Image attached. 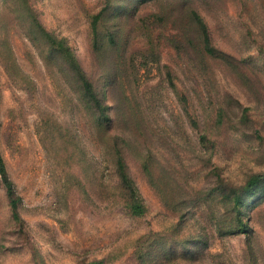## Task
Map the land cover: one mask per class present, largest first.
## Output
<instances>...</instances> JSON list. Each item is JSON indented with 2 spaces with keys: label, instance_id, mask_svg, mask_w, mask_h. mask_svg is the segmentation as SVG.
Returning a JSON list of instances; mask_svg holds the SVG:
<instances>
[{
  "label": "rangeland",
  "instance_id": "1",
  "mask_svg": "<svg viewBox=\"0 0 264 264\" xmlns=\"http://www.w3.org/2000/svg\"><path fill=\"white\" fill-rule=\"evenodd\" d=\"M0 264H264V0H0Z\"/></svg>",
  "mask_w": 264,
  "mask_h": 264
},
{
  "label": "trees",
  "instance_id": "2",
  "mask_svg": "<svg viewBox=\"0 0 264 264\" xmlns=\"http://www.w3.org/2000/svg\"><path fill=\"white\" fill-rule=\"evenodd\" d=\"M0 175L2 177L3 183L7 189L8 195L10 196V204L13 208V214H14V218L19 220V214L16 211V202H15V198H14V189H13V185H12V181L10 180L9 176H8V172H7V168L6 165L0 155ZM94 264H100V263H94Z\"/></svg>",
  "mask_w": 264,
  "mask_h": 264
}]
</instances>
